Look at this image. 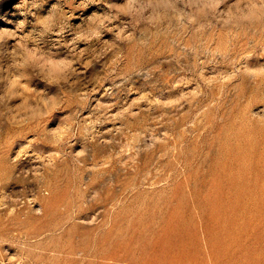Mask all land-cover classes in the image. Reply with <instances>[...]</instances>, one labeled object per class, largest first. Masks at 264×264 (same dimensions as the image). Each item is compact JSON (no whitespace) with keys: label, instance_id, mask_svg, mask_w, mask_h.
Returning a JSON list of instances; mask_svg holds the SVG:
<instances>
[{"label":"rangeland","instance_id":"374dc122","mask_svg":"<svg viewBox=\"0 0 264 264\" xmlns=\"http://www.w3.org/2000/svg\"><path fill=\"white\" fill-rule=\"evenodd\" d=\"M0 264H264V0H0Z\"/></svg>","mask_w":264,"mask_h":264}]
</instances>
